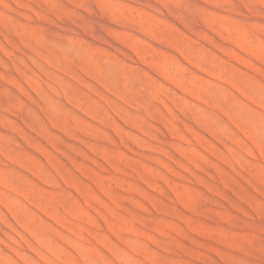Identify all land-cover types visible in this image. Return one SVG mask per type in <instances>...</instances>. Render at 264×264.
Segmentation results:
<instances>
[{"label": "rangeland", "instance_id": "obj_1", "mask_svg": "<svg viewBox=\"0 0 264 264\" xmlns=\"http://www.w3.org/2000/svg\"><path fill=\"white\" fill-rule=\"evenodd\" d=\"M0 264H264V0H0Z\"/></svg>", "mask_w": 264, "mask_h": 264}, {"label": "bare ground", "instance_id": "obj_2", "mask_svg": "<svg viewBox=\"0 0 264 264\" xmlns=\"http://www.w3.org/2000/svg\"><path fill=\"white\" fill-rule=\"evenodd\" d=\"M19 76V75H18ZM34 76V75H33ZM22 79V78H21ZM68 101V100H67ZM33 104V103H32ZM21 115V114H20ZM32 115V114H31ZM21 120V119H20ZM49 121V120H48Z\"/></svg>", "mask_w": 264, "mask_h": 264}]
</instances>
